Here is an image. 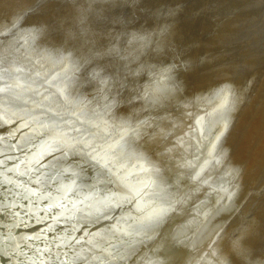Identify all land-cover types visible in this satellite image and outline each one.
<instances>
[{
	"label": "bare ground",
	"instance_id": "bare-ground-1",
	"mask_svg": "<svg viewBox=\"0 0 264 264\" xmlns=\"http://www.w3.org/2000/svg\"><path fill=\"white\" fill-rule=\"evenodd\" d=\"M29 7L22 27L40 26L34 39L8 31ZM0 24V264L47 255L60 256L53 264H165L154 240L123 235L142 214L116 176L111 185L97 178L101 165L78 151L81 140L116 149L112 163L137 189L149 174L137 157L147 156L179 197L158 229L175 238L166 264H197L200 249L188 259L184 250L206 242L212 222L216 231L236 217L256 218L259 231L256 244L236 245L234 264L264 262V0H0ZM225 82L242 92L228 112L213 98ZM234 186V210L217 211ZM198 202L199 217L214 212L205 225L191 223ZM120 240L128 255L104 260Z\"/></svg>",
	"mask_w": 264,
	"mask_h": 264
},
{
	"label": "snow or ice",
	"instance_id": "snow-or-ice-1",
	"mask_svg": "<svg viewBox=\"0 0 264 264\" xmlns=\"http://www.w3.org/2000/svg\"><path fill=\"white\" fill-rule=\"evenodd\" d=\"M32 11H34L33 7L26 8L20 12H18L14 18L10 21V24L8 25V31H23L26 32L30 38L34 39L35 36L41 31L40 26H23V19L30 14ZM171 14V11H169V15ZM5 26L3 24H0V35L4 33ZM168 30V25H163L160 28L159 35L161 37L164 36V34ZM82 31L86 32V29H82ZM138 40L142 41V45L144 47L150 46L151 44H159L158 40H153L150 37H138ZM27 42V41H26ZM113 43H115V39H113ZM110 53H116L118 49L115 47L111 48ZM170 79V77H169ZM164 91V90H162ZM241 93H237V91L233 88L232 84L230 82H225L222 85L218 87L217 90L213 93V98L215 100H219L224 108L225 112H228L232 110L236 104L240 100ZM131 99V97H130ZM151 100L155 101L156 97H150ZM129 127H132L129 125ZM78 131V129H77ZM132 131L136 135H140L138 129L132 128ZM123 139V138H121ZM78 143L82 144V149H79L78 151H83V154L92 160H95L98 165H101V169H98L96 172L97 178L103 177L104 179L101 181L105 184L111 185L114 183V181L110 178L111 176H116L119 183L117 184V188L121 189L124 193L123 200L127 203H132L133 201L136 202L135 206L137 207V210L142 214L138 218V223L136 227L133 229V232H124V236H132L133 234H143V236L149 240H154L152 247L155 250V253H158L160 255V258L165 262L176 255V250L173 247V239L170 240L169 235L166 234L164 231H158V229L161 228L162 224L164 223L165 218L168 216L169 212L175 211L174 207V199L176 203H179V197L170 198V194L167 192L165 188L162 187V185L165 183L162 176L159 175L158 167L151 163L150 159L147 156L141 155L138 156V160H143L147 162L148 167L145 168L143 165H141V171H144L146 173H149L145 177H143L140 180L141 187L137 189L133 185H131L127 178L124 175L123 171L117 170L116 166L112 163V157L116 156V149H106L103 146H98L95 144L87 143L84 140L78 141ZM213 148H215V145H213ZM217 156L219 153L216 154ZM216 163H219V160H216ZM194 168H201V171L203 170L200 165H193ZM103 169H106L104 171ZM196 176H199V172L195 173ZM77 176V173H72V176L69 177V179H72L73 177ZM73 182H75L73 180ZM203 183H207V179L202 181ZM95 187V185H93ZM174 188H176V191L178 192L179 189L174 185ZM235 193V186L233 187V191L227 196L226 202H224L221 205V209L219 210H226V211H233L234 206L230 207V203L232 200V196ZM117 196L120 195L119 192L116 193ZM31 193L28 191H25L22 193V198L29 200L30 203H36L37 201H33L30 199ZM146 197L150 199H146ZM223 199V198H222ZM109 202H111V198H109ZM120 203L122 201L117 200L116 206H120ZM246 231H250V227L246 229ZM158 237V238H157ZM72 239H76V237H72ZM71 244V241L68 242ZM124 240H120L119 245H113L112 250L108 251L107 249H103V251L107 252V255L103 257L104 260H108L109 257L111 258H125L126 255H128L127 249L121 247L120 245L124 244ZM137 243H144L143 240L136 241V240H129L127 241L128 248H132L133 245ZM67 246V245H65ZM237 247L239 245L237 244ZM133 255L135 252L132 253ZM53 261H59L60 256L59 255H52L49 257ZM93 257H81V260H91ZM96 259H100V257H96ZM153 264H161V260L158 259L157 261H154Z\"/></svg>",
	"mask_w": 264,
	"mask_h": 264
},
{
	"label": "water",
	"instance_id": "water-1",
	"mask_svg": "<svg viewBox=\"0 0 264 264\" xmlns=\"http://www.w3.org/2000/svg\"><path fill=\"white\" fill-rule=\"evenodd\" d=\"M243 221L244 220L238 221V219H234L233 221H231L230 219H228L226 221H219L221 226L218 227V229L216 231H214L212 229V226H213L212 225L211 230L209 229L210 231L207 229L209 231V233L207 234L208 231L206 232V234H207V236L205 234L206 238L204 236L206 242L209 241L207 243V245H205L206 242L203 241L202 245L200 244L199 246L192 247L191 249L189 248V246L185 250L183 249L185 247H182V249L184 250L183 254H186V255H183V257H185V259H188L189 256L193 257V253L200 249L198 256L195 257L196 262H198V263L200 262L202 264H234L235 263L234 261L236 258L234 256L233 252L236 251V249H235L236 245L239 243L244 244L247 241L251 242L253 245L256 244L254 241L257 238L256 235H257V232L259 231V230H257L258 229L257 227L253 228V229H256L254 231H251L252 227H250V231H244L242 229L240 230L239 227L243 223ZM216 240H217V242L212 247L213 243ZM188 248L190 249V251ZM147 249H149L148 246H147L146 250ZM202 249H204L203 252H202ZM146 250H145V248H143L144 252ZM201 252H202V254L200 255ZM204 256H205V258L206 257H208V258L206 260H204L205 259V258L203 259ZM241 256H244V254ZM220 257H222L221 261H218V259ZM139 259L141 260L142 257H139L138 260ZM250 259L251 258H249L245 261H242L241 264H250ZM208 261L210 263H208ZM53 263H54V261L49 258L45 261L43 260L42 262L40 260L38 264H53ZM261 264H264V262H262Z\"/></svg>",
	"mask_w": 264,
	"mask_h": 264
},
{
	"label": "rangeland",
	"instance_id": "rangeland-1",
	"mask_svg": "<svg viewBox=\"0 0 264 264\" xmlns=\"http://www.w3.org/2000/svg\"><path fill=\"white\" fill-rule=\"evenodd\" d=\"M262 50V49H261ZM261 50H259V51H261ZM259 51H257V54L259 53ZM180 67V66H179ZM178 66H177V68H179ZM260 87V90L258 91L263 97H264V79H263V82H262V84H261V86H259ZM254 106H255V112H254V114H257V115H255V117H258L257 118V120H259L260 119V117H261V113H260V111H259V109H258V106H261L260 105V103L259 102H256L255 100H254ZM262 103L264 104V101H262ZM251 111V110H250ZM259 111V112H258ZM252 112V111H251ZM253 113V112H252ZM203 190V189H202ZM210 191H212V190H210ZM201 193V192H200ZM201 202V201H200ZM200 202H198L197 204H194V206H193V211L191 212L192 213V215H193V219L191 218V223L192 224H199V225H205V223L209 220V218L214 214V212H209L210 213V215L209 216H206V217H203V218H201V217H199V213L198 212H201V210H200V208L198 209V206L200 205ZM193 203H195V198H194V200H193ZM218 208V207H217ZM259 212V211H258ZM258 212L257 213H255L256 215L258 214ZM218 213V212H217ZM255 214H253V215H255ZM255 215V216H256ZM254 216V217H255ZM231 217V216H230ZM185 219H188V218H185ZM235 219H237V217L235 218ZM251 221V222H250ZM257 221V219L256 218H253L252 220H245V218H244V221H243V224H242V226H245V227H247V228H249V227H251V226H254V222H256ZM203 222V223H202ZM249 222V223H248ZM212 224H213V222L211 223V226H212ZM252 224V225H251ZM256 226H257V224H256ZM222 235V234H221ZM220 235V236H221ZM219 239V238H218ZM217 239V240H218ZM217 240L213 243V245H212V247L214 246V244L217 242ZM211 247V248H212ZM205 254V253H204ZM203 254V255H204ZM146 255V254H145ZM144 255V256H145ZM46 258H48L49 259V256L47 255L46 256ZM143 258L144 257H142V259L141 260H139L138 261V263L137 264H141L142 263V261H143Z\"/></svg>",
	"mask_w": 264,
	"mask_h": 264
}]
</instances>
